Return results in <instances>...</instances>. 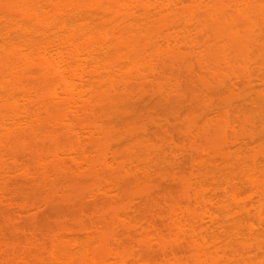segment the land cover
Returning <instances> with one entry per match:
<instances>
[{"label": "bare ground", "instance_id": "6f19581e", "mask_svg": "<svg viewBox=\"0 0 264 264\" xmlns=\"http://www.w3.org/2000/svg\"><path fill=\"white\" fill-rule=\"evenodd\" d=\"M263 25L264 0H0V210L1 213H4L2 214L5 216L7 230L15 229L17 234H22L17 237V240L14 238L16 235H11L13 237L11 240V236L8 238L10 232L2 234V231L6 230L0 229L2 230L0 231L2 234H0V238L2 237L0 248L4 247L3 250L0 249V264H172L174 260L171 259V262L168 260V256L172 255L173 257L178 254V248L180 251L183 247V251L186 249L185 242H188L191 232L194 238H191L190 235L188 247L194 246V248L188 249L192 252L200 251V255L194 252L197 254L196 257L199 255L198 260L194 262L211 264V261H214L212 264H223L225 260H221V263L218 260L220 257H217L218 261L214 260L215 257H211L210 262L207 261V251H209L207 250V236L210 234L219 236V232H223L224 227L227 226L226 223H233V220L230 219L234 217H237V220L234 218V223H236L235 221L239 223V220L244 221L241 219L242 216L245 217V220L246 217L248 220L251 219L249 217L252 214L247 209L249 206L243 204L245 201L240 204L241 206L236 201V204L241 207L237 211L235 203V209L231 208L230 204L229 208L225 203L227 201L223 198L221 201L224 200L226 204L225 208L223 207V215H225L213 217L209 215V212H206L207 203L206 207L202 205L204 202H211L204 199L206 190L200 191L203 196L205 195L202 198L205 201L202 200L200 203L201 198L198 196L201 194L197 195V193V197L194 195L193 199L189 194L188 182L186 185L183 184V201L193 200L190 205L198 204L196 208L200 207L201 212L183 207L182 198H177L176 201L168 198L166 188L164 189L165 184L160 181L163 177L167 178L163 181H169L167 175L171 172L167 171L174 169V163L177 161L173 162L175 160L173 158L179 159L180 154L178 153V155L177 152L181 147H179L177 138L172 135L166 137L160 133L161 135L158 136L154 134L157 137L154 138L146 120L144 121L147 124L143 123L139 126V121H144H142L143 118L139 119L138 115L135 117V105L136 102L138 104V101H143L148 97L150 99L152 94H157V97L163 96L162 99L160 97L162 101H164L163 99L169 101V97L170 99L172 97L169 94L171 91L173 94L175 93L174 97L177 95V99L180 98V93L176 94V91L180 89V84H175L176 87L173 84L179 70L176 73L174 71L176 76L172 72L175 68L180 71L181 68L184 69L180 63L184 62L185 64L189 61L188 57L192 55H188V50L193 51L191 54L194 53L195 59L200 61V68L201 63L205 64L203 67L206 69L211 67L208 65L209 63L214 65L218 61V65H221L222 61H225L226 65L228 63L233 65L235 62L245 64V61L251 59H248L250 55L248 50L260 48L259 41L256 43L254 39L257 38L258 32L264 28ZM250 39L255 42L250 41L251 45L247 46V49L246 44ZM253 42L258 46L256 44V47L253 46ZM261 43L264 44L263 41ZM209 46L212 49L207 50ZM258 53L260 52L258 51ZM262 54L264 53L262 52ZM194 56L190 58L191 61L195 60ZM210 58L213 59V63L211 60L207 61ZM175 64L181 67L179 68ZM168 65L175 67L170 68ZM192 66H195L194 63ZM188 67L187 69L191 70ZM227 68L229 67L227 66ZM232 69L238 73L234 67ZM164 70L171 72L172 75L169 74L171 78L164 79L166 76L163 74ZM183 72L186 73L184 70ZM250 73L249 75L252 76L250 77L253 78L254 75ZM259 75H261L260 79L263 75ZM250 77H246L249 79V84L252 82ZM160 78L163 83L161 85L158 82ZM225 78L221 82L217 81L216 89L223 90L224 85L226 87L238 84V79L227 76L224 80ZM163 81L168 85L166 83L164 85ZM152 82L158 84L157 87ZM204 83L206 84V82ZM202 87L208 88L207 84H202ZM166 89L171 91H166ZM145 101L143 103L148 104ZM230 102L231 100L227 101L226 105ZM112 117L120 120L115 123L116 120ZM134 119L139 120L135 121ZM149 119L152 120L150 123L156 125L155 118ZM136 123L137 127L134 126ZM221 128L223 129V126ZM193 130L197 129L193 128ZM221 132L214 136L216 141L212 145V151L214 153L218 151L216 155L223 156L224 159L228 158L225 159L226 162L222 158V162L225 166L232 167L228 168L231 169L230 172L245 169L249 173L255 166L249 165L250 169H246L247 166L242 161V156L239 159L243 162H240L242 166L244 165L243 168L238 163L237 157L235 158L237 162H234V158L230 157L238 155V153L235 154L231 151H233L232 149L237 151L239 145L241 148L242 145H246L244 142L247 137L248 140L252 139L253 141L254 138L257 139L258 135L249 133V136L246 135V137L234 134L230 137L224 132L222 133L225 134L222 136L223 138L220 136L221 140L217 136L221 135ZM209 133L207 129H204L201 134L199 133L201 136L196 134L197 138L199 136L201 138L204 134L201 139H197L202 142L205 140L204 147H206V141L212 139L211 135L207 136ZM188 135L192 136L190 132ZM190 136L189 139H193ZM164 137L168 140L166 141ZM156 139L161 144L157 145ZM255 139L254 141H256ZM164 140L167 143H164ZM202 142L196 143V145L201 147ZM115 143H117L116 146ZM121 146H123L122 149ZM193 147L191 149L195 150V145ZM204 147L201 150L206 153L207 148ZM166 148L167 152L170 151L169 153L173 154L171 156L173 163L165 156ZM198 148L197 150L200 152L201 150ZM229 148L231 150H228ZM263 150L264 147H262ZM238 152L241 156L242 151ZM165 162L170 163L173 168L170 164L166 166ZM231 163L235 169L230 165ZM203 166L204 169L201 167L202 170H200L204 171L202 174L206 175L208 169L206 163ZM160 168L163 170L166 168L163 171L164 174ZM242 172L244 173V171L240 173L242 174ZM106 174L107 176L108 174L109 176L113 175L107 178ZM79 176L81 178L87 176L88 179L80 178V181L77 178ZM158 176H161L159 177L161 179H157ZM199 176L198 179L203 177V175ZM227 176L225 177L226 182ZM239 176L242 177L243 174H239ZM206 177H204L205 179L201 178L203 181L198 180V183L200 181L205 189ZM231 178L232 176L229 180ZM238 179L240 180L239 177ZM88 180L90 181L89 185ZM58 181H62L61 184ZM84 181L89 186L84 189L86 192L83 193V189L82 193L81 191L76 192L75 189L79 184L74 186V183L86 184ZM165 181L164 183H167ZM252 183L255 188L257 186L258 191L254 190L256 193H262V188L264 192V185L261 186L258 183V186L253 181ZM26 184L29 188H24ZM81 184L79 187L83 186ZM231 184L233 185V182L230 183L232 187ZM21 187L28 189L29 194L32 193L31 195L35 194L33 190L36 188L48 189L50 195L47 194L46 203L55 202L59 197L61 201L62 199L66 201L65 204L77 203L76 210L78 206L81 208L89 203L85 202V199L92 200L93 203L89 204L92 205V210L95 209L93 206H96L97 213L95 210L91 213L92 215L87 212L89 216L87 215V218L85 216L86 219L82 218L84 219L82 220L78 217L79 210L84 208L83 210L90 211L91 208L88 210L89 208L83 206L77 211L73 208L78 214L72 216L73 220H77L76 217L81 219L77 220V224L76 221L72 222V225L70 222L67 224V218H65V223L58 224V227L55 228L57 231L51 230L50 234L37 227L27 232L29 228L25 229L26 225H23L19 219H25L24 215L26 214V216H29L28 214L35 216L38 211L41 214L40 211L44 210L37 204L24 203L21 205L18 202L22 201L19 194L24 190L21 189V191L23 190L21 192ZM17 191L20 192L18 195ZM261 193L257 197L258 202L255 207L260 212H257L259 217L262 216L258 221L264 222V213L262 214V211L259 210L264 204V197H262L264 195ZM14 195L19 196L20 199ZM60 195L63 196L60 197ZM260 195L261 197H259ZM186 196L187 199L184 200ZM55 198L57 199L55 200ZM260 198H263V202ZM168 199H170L169 202L174 201L177 204L166 209L163 204ZM230 199L231 202L233 198ZM239 199H241L240 196ZM215 203L218 205V202ZM89 204L86 205L89 206ZM12 205L16 208L12 209ZM216 205L212 206L215 210L217 209V212L219 209L221 210L219 208L221 206L219 205L218 209L215 207ZM45 206L48 207V205ZM225 209L229 212L235 210L231 211L234 216L231 212L224 213ZM241 210L247 216L242 215ZM45 212H47L46 209L43 213ZM239 212L242 214L236 215ZM76 213L72 212L73 215ZM83 213L85 212L83 211ZM256 215L255 213L254 218H258ZM223 218L227 220L224 226L220 224ZM203 225L206 228L207 225H211V229L202 232L203 227L201 226ZM185 228L188 233L190 232L189 234ZM39 231L40 233H38ZM214 231H217L216 234ZM256 232L257 230L254 234ZM228 234L230 233L228 232ZM23 235L27 242H25V237L22 238ZM250 235L252 236V234ZM183 236L187 241L184 239L182 242ZM4 238L7 241L3 242ZM20 241L25 245L22 246ZM190 241H195V244L190 245ZM181 242L185 245L183 246ZM19 246L22 248L20 249ZM243 249L246 250V248ZM156 253L157 255H155ZM213 253L217 255L215 252ZM152 256L155 259L157 256H161L162 262L158 261V257L155 262ZM180 261L176 262L180 263ZM190 262L187 261L188 264Z\"/></svg>", "mask_w": 264, "mask_h": 264}, {"label": "rangeland", "instance_id": "374dc122", "mask_svg": "<svg viewBox=\"0 0 264 264\" xmlns=\"http://www.w3.org/2000/svg\"><path fill=\"white\" fill-rule=\"evenodd\" d=\"M257 39H260V40H257ZM252 40L253 39H250V40L247 41L248 42L247 43L248 45L246 44V48H247V46H250L251 45L250 44V41H252ZM254 40L256 41V43H257V41H259V42L260 41L261 42L263 41L264 42V28L261 30V32H258L257 38H255ZM254 42H253V44H254L253 46H255V44H256ZM259 42H258V44H260L259 45L260 48L258 50L256 48L254 50H248L250 55L249 54H246L247 52L245 53L246 55H249L248 56V59L251 58L248 61H245V64L244 63L241 64V62L240 63H236L235 62L236 65H235V63L233 65L230 64V63H228L226 65V62L225 61H222L221 65H218L219 61L217 62V60H216L217 63H214V65H213V64H210L209 63L210 60H211V63H213V61H212L213 59L210 58V59L207 60V61H209L207 63H209L208 65H210L211 67L210 68L207 67L206 68L207 70L203 67V65L205 66V64H203V63H201V68L199 67L200 66V61H198V60L195 59L196 56L193 55L194 53L191 54V52H193V51L190 52L188 50L189 54L188 53L187 54L194 56V59L195 60L194 61L193 60L191 61L190 60V58L192 57L191 56V57H188L189 61L186 62L185 64H184V62H182L183 64L180 63L181 66L182 65L184 66V69L183 70L186 71V73L183 72L182 68H181L182 73H179L181 71L178 68L173 69V72H172L173 75L176 76L175 73L179 70V72H177V77L175 78V81H173V84L174 85L175 84H177V85L180 84V87L177 86L180 89H178V91H176V94L178 92L180 93V98L177 99V97H178L177 95L175 96L176 97L175 98L174 97V94L175 93L173 94L170 89H166V91L167 90H170L171 91V93H169V94H171L172 97H173V98L171 97V99L169 97V101L166 100L167 101L166 102L165 99H163L164 101H162L161 99H162L163 96L162 97L160 96L161 97V99H160V97H157L156 96L157 94L156 95L155 94H152V96L155 95L156 97L155 96L154 97L151 96L150 97L151 100L148 97V98H146L147 101H145L146 99H144L143 101H138V104L136 102V105H135L136 106V111L134 110L136 113L134 114V111L132 112L135 115V117H137V115H138L139 116L138 117L139 119H142L143 118L142 121L146 120L148 122V124H147L146 121L140 122L141 121L140 120L139 121V126L143 125V123L144 124L146 123L148 125V127H149L150 133L153 134L154 138H157L156 135H154V134H157V136H158L160 133H163V135H165L166 137H168L170 135H172L173 137H176L177 140H178V142H179V145L180 146L179 145L178 146L181 147V148H180V151L177 152V154L179 153L182 156V158H181V156L179 154H178L179 156L177 155L179 159H177V157H174V158L172 157L173 159H175V160H173V162L174 161H177V162L174 163L175 166L177 165L176 166L177 168L174 166V169L173 170H168L167 171L168 173H169V171L171 172L168 175L166 174L169 177V179H168L169 181H165V180H167L166 177L165 178L163 177L162 180L160 181L163 184H165L164 189L166 188L165 190L167 192L168 198L170 197V199L172 198V200L175 199V201H176L177 198L178 199L179 198L181 199L182 196H184V194H183L184 185L183 184L185 183V185H186L187 182H188V184L190 186L189 194L192 196L193 199L195 198L194 195H196L197 193H198L197 195H199V194H201L203 192V190H206L205 191V192H207L206 193V196L204 195L206 198L203 196V194H201L202 197H201V195H199L198 197L201 198L200 203H202V200H204V199H206L207 201H211V202H204V204H202V205H204L206 207L205 204L207 203V211L206 212H209L210 213L209 215H211L213 217H219L220 215H222L220 217H223L225 215V214L223 215V211H224L223 209L225 208V205H226L225 203H227V205H228L229 208H230V206H231V208H234L235 207V204H236V201H238L237 202L238 205H240L242 202L245 201L243 204H245L246 206L247 205L249 206L247 209L250 212V214H252V216L250 215V217H249L251 219L248 220V218L246 217V220H245V217H243L242 215L247 216V214L245 215L244 214L245 212H243L241 210V212H243V214L241 212H239L236 215H238V214L241 213L242 214L241 215L242 216L241 219H243L244 221L239 220L240 219L239 218L238 219L239 220V223H237L238 221H235L236 223H234V218H235L234 217L233 219H230L231 221L233 220V223L229 222L230 221L229 220L228 222L231 223V224H229V223H226V221H227L226 218H223V220L220 222V224L222 226H224L225 223L227 224V226L224 227L223 232H219V234H220L219 236H217V235L211 236L210 233L212 231L209 233L210 235L207 236V250H209V251H207V261H209V262H210V258L211 257L212 258L215 257V259H214L215 261L220 257L221 259L220 258L218 259V260H220V262H221V260L222 261L225 260L223 262V264H264V222H261V220L258 221L259 218H260L259 215H258V213H260V212L255 207L256 202H258L257 201V197H258V195L261 192L256 193L258 191L256 189L257 186L255 188V185H252L253 184L252 181L255 182L256 184L259 183L261 186L264 185V153H263L264 150L262 151V147H264V130H263L264 129V123H263L264 122L263 121L264 120V79H263L264 78V54H262V52L264 53V50H263L264 49V44L261 43V42L259 43ZM258 44H256V45L258 46ZM210 46L207 47V50L210 48ZM210 49H212V48H210ZM250 49H252V47H250ZM251 51H252V53H250ZM258 51L261 54L258 53ZM184 52H187V51H184ZM187 54H186V56H187ZM207 56L209 58L208 53H207ZM185 59H186V57H185ZM238 59H239V57H238ZM240 61H241V59H240ZM193 63H194L195 66H192L191 67V65H193ZM195 63L197 64V66H196ZM198 63H199V65H198ZM178 65H179V63H178ZM230 65H232V66H230ZM175 66H177V65L175 64ZM181 66H177V67L180 68ZM227 66L230 69L227 68ZM159 67H162V66H159ZM169 67L171 68L173 66L170 65ZM187 67L189 69H191V70H188ZM193 67H194V69H193ZM233 67H234V69L238 70V73L235 72L232 69ZM160 69L162 70V68H160ZM227 69H229V70H227ZM174 71H175V73H174ZM158 72H160V71L158 70ZM165 72L163 73L164 75L166 74V76L163 75L164 76V79L166 77H170V75H172L170 71H165ZM240 72H241V75H240ZM245 72L246 73L248 72V73L246 74ZM249 72H251L250 74L254 75V77H256L258 75L257 78H254V77L251 78L252 76L249 75ZM161 73H159V74H161ZM184 74H185V76H184ZM244 74L247 75V76H245ZM259 74H262L263 75L262 77H260V79H259V76H261V75H259ZM161 76H162V74H161ZM174 76H173V78H174ZM224 76L226 78L228 76V77H231V78H235L236 80L238 79L237 80L238 81V84L237 85H233V86L229 85V86H226V87L224 85L223 90L220 89V88H219L220 90L219 89H216L217 88V84H218L217 81L221 82V80L223 78H225ZM236 77H238V78H236ZM246 77H248V78L250 77L252 79V82H250V84L248 83L249 82V79H247ZM226 78L224 80H226ZM155 82H156V80H155ZM158 82H159V85L163 84L161 82V78H160V81H158ZM204 82H206L207 87H208L206 89L203 88L205 86L202 87V84L203 85H206ZM152 83H154V82H152ZM165 83L166 82H164V85H165ZM154 84L156 85V83H154ZM155 85H153V87H155ZM157 85H156V87H157ZM166 85H168V84L166 83ZM165 87H169V86H165ZM175 87H176V85H175ZM218 87H219V85H218ZM154 89H156V88H154ZM176 90H177V88H176ZM217 90H219V91H217ZM166 97H168V96H166ZM170 100H172V101H170ZM230 100H231L232 103L231 102L228 103L227 105H229V106L227 107L226 102L227 101L229 102ZM144 101L146 103H148V104H144L143 103ZM115 117L114 118L112 117V118L114 120H116V121L117 120L118 121L120 120L118 118L115 119ZM144 117L145 118L147 117L148 120L145 119ZM149 118H155L156 121L155 120L154 121L156 122V125L153 124V123H150V121H152V120L149 119ZM113 119H111V120L113 121ZM132 119H133V117H132ZM139 119H134V120L135 121L136 120L138 121ZM116 121H115V123H118V121L117 122ZM113 123H114V121H113ZM149 124H151V125L153 124V125L151 126ZM134 126L137 127V123ZM222 126H223V129L221 128ZM193 128H195V130L196 129L197 130L194 131ZM204 129H207V131L211 133V134L209 133V135H207V136L209 137L211 135L210 137L212 138V139L206 141L207 142V144H205L206 147H204L205 140H204V142H202V140L198 141L199 138H200V136H201L200 134L203 132ZM220 130L221 131L223 130V131L221 132ZM199 131H201V132H199ZM189 132H190V134L192 136L188 135ZM220 132H221V135H217V136H219V138H220V136L222 137L225 134H227L230 137L231 136H234V134L235 135L237 134V135H245V136L247 135V136H249L248 135L249 133H251V134L253 133L255 136L258 135L256 137L257 139L254 138L256 141H254V139H253V141H252V139L251 140H248V137L246 136L247 137V140H245V142H244L246 145H242V148L239 145V149H237V151L235 149H232L233 151H231V152H234L235 154L238 153V155H234V156L232 155V156H230V157H233L234 158V162L239 161L238 162L239 164H240V162L244 161L245 162L244 164L248 167V168L245 167L246 169H250V166L249 165H252V166L254 165L256 169L255 168L254 169L251 168V170L249 171V173H250L253 170L251 174H249L245 169H243V170L241 169V171H244V173L242 172V174H243L242 177L239 176V174L242 175L240 173L241 172L240 169L237 170V171H233L232 170L230 172L229 170H231V169H228L230 166L227 167V165L225 166L223 164V162H222L223 159H224L223 156L216 155V152H218V151H216L215 153H214V151H212V149H211L212 148V145L215 144V141H216V140H214V136H216V134H218V133L220 134ZM224 132H226V133L225 134H222ZM197 133H198V135H200L199 138H197V136H196ZM203 135H202V137H203ZM189 136L190 137H193V139L192 138L189 139ZM166 137H164V138L167 141L168 139H166ZM194 137H196V139H194ZM230 137H228V139ZM258 138H260V139H258ZM150 139H151V137H150ZM152 140H154V139H152ZM165 140L163 141L164 143L166 142ZM191 140H194V141H191ZM155 142L157 143V145H158V143L161 144L158 139H156ZM194 142H195V144H194ZM200 142H202L201 147H200V145H198ZM196 143H198V144L196 145ZM219 143H218V145H219ZM116 144L117 143H115V146H116ZM162 145H163V143H162ZM164 145H166V144H164ZM190 145H191L192 148H194L193 145H195L196 149L195 150H192L191 147H190ZM115 146H114V148H115ZM169 146H170V144H169ZM198 146H199V148H198ZM122 147L123 146H121V149H122ZM165 147H167V146H165ZM202 147L207 148L206 149L207 150L206 153L204 152V150L203 151L201 150V149H203ZM197 148L199 150H201V151L199 152L197 150ZM213 148H215V147H213ZM117 149H119V148H117ZM181 149H182V151H181ZM226 149H227V147L225 148V150ZM178 150H179V148H178ZM228 150H231V149L229 148ZM239 150L242 151L241 152V156L239 155L240 154V152H238ZM169 152L170 151L167 152V148H166V154L167 155L165 154V156L167 157V160H170L172 162L171 156L173 154L171 155V153H169ZM242 156H243V159H242V161H240L239 158L240 157L242 158ZM230 157H229V159H230ZM180 158H181V161H180ZM235 158L237 159V161H236ZM225 159H228V158H225ZM225 159H224V161H225ZM167 160H165V161H167ZM165 163H164V165H165ZM204 163H206V168H208L206 175H205V173L202 174V172H204V171L201 172V170H202L201 167H203V169H204V166H203ZM232 163L230 165H232ZM166 164H167L166 166H168V164H170V163H166ZM240 165L242 166V164H240ZM163 167H165V166H163ZM171 167H172V165H171ZM225 167H227V168L225 169ZM242 167H240V168H242ZM166 168H168V167H166ZM166 168H165V170H166ZM230 168H232V167H230ZM233 169H235V167ZM161 170H162V172L165 171L163 169H161ZM198 171H199V173H198ZM245 172H247V173H245ZM200 173H201V175H203V177H201L202 179H205L204 177L207 176L206 177L207 178V180H206L207 181V183H206V189L202 186V183H200V181L202 179L201 178L200 179L197 178L200 175ZM228 173H230V174H228ZM163 174H164V172H163ZM224 174H225V176H224ZM227 174H228V176H227ZM234 174H235V181H234ZM244 174L245 175L248 174L247 175L248 177L245 176ZM111 175H113V174H110V176ZM230 175L232 176L231 180H233V181L229 180L230 177H231ZM80 176L77 177L78 180H80V178H81ZM106 176H107V174H106ZM108 176H109V174H108ZM108 176H107V178H108ZM110 176H109V178H110ZM161 176H164V175L161 174ZM161 176H158L156 178L158 179ZM226 176H227V182L229 184L226 182V178H225ZM238 177L240 178V180L238 179ZM83 178L84 179H88L87 176L86 177H83ZM83 178H81V179H83ZM153 179L155 180V176H154ZM159 179H161V178H159ZM163 179H165L164 181L167 182V183H164ZM236 179H237V182H239V183L236 182ZM58 180H60V179H58ZM198 180H200L199 183H198ZM157 181H159V180H157ZM223 181H224V183H223ZM240 181H242L243 183H241ZM58 182H60V181H58ZM61 182H60V184H61ZM89 182L90 181L88 180V185H89ZM232 182H233V185L231 184L232 185V187H231L230 186V183H232ZM60 184H59V186H62L63 185V183H62V185H60ZM64 184H65V182H64ZM77 184L80 185L81 183L76 182V183H74V186H76ZM222 184H223V186H222ZM259 184H258V186H259ZM79 185L77 186L78 187L77 188L78 190L75 189L76 187L73 188V189H75L76 192L77 191H81V193H82V189H83V193H85L86 191L84 192V189H86L87 187H89L87 185V183L86 184L82 183L81 184V185H83L82 187L81 186L79 187ZM234 185L237 186V188H235ZM200 186H202L203 188L200 187ZM30 187H32V186H30ZM24 188H29L28 184H26L24 186ZM24 188H22V187L20 188V191H21V189L24 190V191L22 190L23 192L21 191L22 193H20V192L17 191L18 192L17 195L20 193L19 196H20V198H22V201H18V202H20L21 205H23L24 203H28L30 205L37 204V206L39 205V207H42V209L44 211H45V209L47 211L45 213H43L44 211L43 212L40 211L41 214H39V211H38V213H36L35 216L34 215L32 216L30 214H28L29 216H26L27 215L26 214V215H24L25 219L23 218L22 220H20L19 218L16 217L17 219H19V221H22L21 223H23V225H26L25 226V229H26V227L29 228L27 230V232L30 231L31 229L34 230V228L37 227V228H40V229L42 228L45 233H49V232L52 233V231L55 228L58 227V224L65 223L64 222V221H66L65 218H67V222H68V223L66 222L67 224H69V222H70L71 223L70 225H72V222L75 223L74 221H76V224H77L78 223L77 220L80 221L82 218H85V216L87 218V215L89 213H90L89 215H92L91 213L94 212L95 209L97 210L96 206H93V207H95V209L92 210L93 209V208H91L92 205L90 206V204H89L92 200L90 201L89 199H85L84 200L85 202H89V203H86V204H89V206L86 205V204L83 205V206L84 207L86 206V208H89L88 210H90V208H91V210L90 211H87V209L83 210L84 209V208H82L83 206L81 207L82 209L79 208V206H78V208L82 210V212H81V210H79L77 208V210H79V212H78L79 215H80L79 216L76 213V211H77L76 210L77 203H71L70 205L69 204H65L66 201H64L63 199L61 201V199H59V197H57L58 199L55 198V200L56 199L57 200L55 202L49 203V204H51V205H49L48 203L45 202V199L47 198L46 197L47 194L50 195L48 193L49 191H47L48 189L45 190V188L43 189V187H39V188H36V190L35 189L33 190V188H35V187H33L31 189L33 190V193H35V194L34 195H31L32 193L29 194L30 193L29 190L28 189H24ZM260 188H262V187H260ZM32 190H30V191H32ZM254 190L255 191L257 190V191L255 192ZM259 190H261V189H259ZM200 191H202V192L200 193ZM261 191H262V193L264 195L263 188H262ZM193 192H195V193H193ZM197 195H196V197H197ZM14 196L17 197V198L19 197V196H16V195H14ZM61 196H63V195H60V197ZM239 196H240L241 199L238 200ZM203 197H204V199H202ZM259 197H261V195ZM262 197H264V196H262ZM20 198H18V199H20ZM223 198H225L224 200L227 201V202L224 203V200L221 201ZM230 198L232 199L231 202L229 201ZM170 199H168L165 202L166 204L168 203L167 205L165 203L164 204L162 203L165 206L166 209L169 208L170 206L173 207V205H176L177 204V203L175 204L174 201H172V203L169 202ZM186 199H187V196H186V198L184 200H186ZM262 199H261V201H262ZM46 200H48V199H46ZM214 200H216L215 202H218V205H216V203L213 202ZM186 201H183V198L181 199V203H182V206L183 207L185 206V208H189V209L195 210L197 212H201L200 209H199L200 207L196 208L198 204L195 205V206L194 205H190V203H193V200L190 201V202H189V200L187 202ZM173 202H174V204H173ZM178 202H180V201H178ZM221 202L223 204L220 205L219 203H221ZM11 203H12V201H11ZM91 203H93V202H91ZM73 204H75V205H73ZM83 204H84V202H83ZM103 204L105 205V203H103ZM229 204H230V206H229ZM237 204H236V209L238 211L239 209H241V207H240L241 205L238 206ZM8 205H10V204H8ZM14 205H12L13 206V208L11 207L12 209H15L17 207V205H15L16 207ZM45 205H48V207H46ZM78 205H81V204H78ZM212 205H216L215 207H217V208L220 205L221 207H219V208H221L222 212H220L221 210L219 208H218L219 210L216 212L217 209L215 210L213 208L214 206H212ZM4 206H6V205H4ZM211 206H212V208L214 210L211 208ZM258 206L260 207V205H258ZM73 208L76 211L73 210ZM226 208H227V206H226ZM227 209H225L226 212H224V213H228L229 212V210H227ZM263 209H264V204H263V207L261 205V207L259 208V210L262 211V214L264 213ZM96 210H95V212H96ZM202 210H203V208H202ZM83 211L85 213H83ZM212 211H214V212H212ZM231 211L234 212L235 210H231ZM252 211H254V212L252 213ZM34 212H36V211H34ZM72 212L73 213L75 212L76 214L73 215ZM87 212H89V213H87ZM232 212H231V214H232ZM0 213H1V210H0ZM2 213L0 214V229L6 230V231H2V230H0V231H2V234H3V232H8L9 231L10 234H8V238L11 235L12 236L13 235H16L14 238H16V240H17V237L20 236V235L22 236V234L21 233L17 234V232L14 231L15 229L14 230L12 229V231H10L9 229L7 230V228L5 227L6 226V223H5L6 221L4 220V217L5 216H3L4 213L3 214ZM255 213L257 214L256 216H258V218L257 217L254 218ZM56 214L57 215L60 214V215H58L60 217H58ZM262 214H260V215H262ZM76 215H78V217H80L81 219L76 217L75 219H77V220H73L74 217H72V216H76ZM238 216H240V215H238ZM248 216H249V213H248ZM261 218H262V216H261ZM24 220H25V222H24ZM82 220H84V219H82ZM235 220H237V217L235 218ZM263 221H264V219H263ZM7 226L9 227L8 224H7ZM201 227H203L202 230H201V228H199V229L202 232H203V230L209 231L211 229L210 228L211 225L210 226L207 225V228L204 225L201 226ZM16 229H17V227H16ZM212 229L213 230H217V229H214V228H212ZM55 230L57 231V229H55ZM185 230H186V228H185ZM249 230L251 231L250 234H252V236L249 234V232H250ZM256 230H257L258 233L256 232V234H254ZM186 231H185V234H186ZM190 231H191V229H190ZM217 231H214L215 233L214 232L213 233L216 234ZM252 231H254V232H252ZM31 232H33V231H31ZM173 232H175V231H173ZM228 232L230 234H232V235H235L237 238L235 236H232V235L228 234ZM38 233H40V231ZM189 233L187 231V234H189ZM191 233L189 234V239H190V235H191V238H194V237H192L193 236V233L192 234ZM0 234H1V232H0ZM4 234L6 235V233H4ZM167 234H168V231H167ZM254 235H256V236H254ZM12 236L10 237V239L12 238L11 240H13V237ZM24 237L25 236L23 235L22 238H24ZM185 238H187V236ZM185 238H184V236L181 238L182 239V242L184 241ZM24 239L26 240L25 242H27L26 237ZM189 239H188V242H189ZM195 239H191V240H195ZM3 240H2L3 242L7 241V240H5V238ZM8 241H10V240H8ZM185 241H187V240L185 239ZM201 241H202V239H201ZM201 241H198V242H201ZM0 242H1V240H0ZM15 242H17V241H15ZM182 242H181V244H183ZM188 242H185L187 244L186 245V249L187 250L185 249L183 251V249H184V247H183V249L181 248V251H180V249L178 248V252H177L178 254H176V252H175V254L177 255V257L174 254H173L174 255L173 257H172V255L171 256H168V260H170L171 262H172V260L175 261V262L173 261L172 264H174V263L175 264H184V263L186 264L187 261L188 262L191 261L190 264H198V263H195V262L198 260L197 258L200 255V251L199 250H198L199 252L198 251H194L195 253L197 252L199 254L198 257H196L195 255H197V254H194V252H192L191 250H190L191 252L189 251V249H193L194 246L192 248L191 247H188L189 246L188 245ZM194 242L195 241H190L189 244L190 245H193V244H195ZM17 243H19V242H17ZM20 243H21V241H20ZM23 243H21L22 246L25 245V243L24 244ZM179 243H178V246H179ZM185 243L183 244V246L185 245ZM21 244H19V245H21ZM136 246H137V244H136ZM246 246H248V247H246ZM1 247H2V245H1ZM181 247H182V245H181ZM21 248L22 247H20V249ZM243 248H246V250L243 249ZM248 248L251 249V250L249 251ZM3 249H4V247H3ZM3 249H1V250H3ZM213 252H215L218 256L215 255ZM157 253L155 255H157ZM191 254H193V255L191 256ZM9 255H8V257H9ZM161 256H162V254H161ZM157 257H156V259L153 257L154 260H155V262L157 261ZM160 257H158V259H159L158 261L161 260ZM193 258H195L196 260L193 259ZM226 258H229V259L227 260ZM204 259H205V257H204ZM177 260L178 261L181 260L180 263L176 262ZM228 261H230V262H228ZM161 262H162V260H161ZM211 262L214 263V261H211Z\"/></svg>", "mask_w": 264, "mask_h": 264}]
</instances>
